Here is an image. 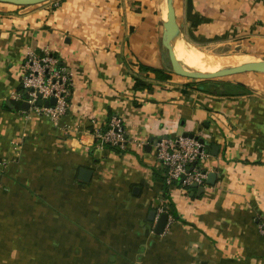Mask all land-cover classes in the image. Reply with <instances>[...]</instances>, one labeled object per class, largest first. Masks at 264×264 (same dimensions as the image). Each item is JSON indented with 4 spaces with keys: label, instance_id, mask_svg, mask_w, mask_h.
<instances>
[{
    "label": "crops",
    "instance_id": "0c3cea01",
    "mask_svg": "<svg viewBox=\"0 0 264 264\" xmlns=\"http://www.w3.org/2000/svg\"><path fill=\"white\" fill-rule=\"evenodd\" d=\"M162 7L0 2V264H264V89L174 74ZM175 7L187 41L264 59V0ZM31 48L56 56L72 76L58 124L18 99ZM143 65L171 78L157 80ZM138 78L152 86L137 89ZM113 116L126 127L121 152L91 134ZM185 132L210 146L201 168L217 177L190 190L167 185L164 197L155 143ZM161 208L170 218L159 234Z\"/></svg>",
    "mask_w": 264,
    "mask_h": 264
},
{
    "label": "built area",
    "instance_id": "2783aa9c",
    "mask_svg": "<svg viewBox=\"0 0 264 264\" xmlns=\"http://www.w3.org/2000/svg\"><path fill=\"white\" fill-rule=\"evenodd\" d=\"M21 84L22 94L18 95V99L29 102L30 109L45 115L53 124H58L66 115L73 80L67 67L56 56L31 48L26 56ZM30 88L34 91L27 90ZM27 95L31 99H27ZM40 98L44 102L56 98L57 102L46 107L38 104ZM91 134L95 144L121 150L125 149L128 141L125 123L118 116H113L104 128H95ZM84 137L82 135L81 140L84 141ZM155 151L156 159L164 168L165 183L169 187L179 185L190 190L195 184H206L208 173L201 168V162L207 150L199 139L183 135L162 137L156 141ZM165 212V208L160 209V213ZM261 230L264 234V223L261 224Z\"/></svg>",
    "mask_w": 264,
    "mask_h": 264
},
{
    "label": "water",
    "instance_id": "95a60500",
    "mask_svg": "<svg viewBox=\"0 0 264 264\" xmlns=\"http://www.w3.org/2000/svg\"><path fill=\"white\" fill-rule=\"evenodd\" d=\"M48 1L50 0H0V2L15 4L19 6H34ZM166 1L167 2L165 4V7L167 8V17L164 19L163 22V45L168 51L170 69L174 74L195 80H210V79L223 78V77H227L235 74L247 73V72L264 73V59L257 62L246 63L241 66L225 68L212 73L193 72V71H188L183 67H181L176 60V54L174 50L176 41L178 37L181 35V26L179 25L177 20L175 0H166ZM27 90L34 91L33 88ZM39 95L42 96L41 94ZM27 99H31V97L27 95ZM56 102H57L56 98H51L45 102L40 98L38 104L48 107L50 105H55ZM22 107L24 109H29L30 108L29 102H24ZM183 136L191 137V138L193 137L199 139V141L203 144L206 143L204 138L192 132H185ZM205 148L209 149L210 146L208 144H205ZM217 148L219 147L214 146V149ZM80 171H81L80 177L83 178L84 180H88L89 179L88 175L92 174L91 170L85 168L81 169ZM216 177L217 175L215 173H210L207 182L214 184ZM194 187H198V185L195 184ZM153 213L154 215H156L155 211ZM174 216L179 219L177 213H174ZM169 218H170V214L167 212L160 215V218L156 226V233L159 234L163 233L165 227L169 222Z\"/></svg>",
    "mask_w": 264,
    "mask_h": 264
},
{
    "label": "bare ground",
    "instance_id": "6f19581e",
    "mask_svg": "<svg viewBox=\"0 0 264 264\" xmlns=\"http://www.w3.org/2000/svg\"><path fill=\"white\" fill-rule=\"evenodd\" d=\"M166 2L167 1L165 0L163 1L162 7L164 11L162 13L165 18L167 17V8L165 7ZM188 41L180 35L174 48L177 62L181 67L188 71L212 73L225 68L241 66L250 62H257L256 57L253 55L208 52Z\"/></svg>",
    "mask_w": 264,
    "mask_h": 264
},
{
    "label": "trees",
    "instance_id": "16d2710c",
    "mask_svg": "<svg viewBox=\"0 0 264 264\" xmlns=\"http://www.w3.org/2000/svg\"><path fill=\"white\" fill-rule=\"evenodd\" d=\"M142 68L146 71H150V72H153L155 74V77L157 80H167L169 78H171V74L166 71V70H163V69H159V68H156V67H149V66H142ZM136 88L137 89H144V88H150L152 85L151 84H144L141 79H137L136 81ZM20 88L22 89V85L20 86ZM110 121V120H109ZM111 147V146H109ZM115 151L117 152H121L122 150L120 148H117V147H112ZM161 183L163 185V196L164 197H167L168 194H169V187L165 184V179H164V176L161 177ZM173 187H176V185H174ZM170 212H175L173 211V209L170 211ZM257 222L259 224H262L263 222L259 219H257Z\"/></svg>",
    "mask_w": 264,
    "mask_h": 264
},
{
    "label": "rangeland",
    "instance_id": "374dc122",
    "mask_svg": "<svg viewBox=\"0 0 264 264\" xmlns=\"http://www.w3.org/2000/svg\"><path fill=\"white\" fill-rule=\"evenodd\" d=\"M188 42L191 43V44H194V43H192L190 41H188ZM194 45L199 47V48H201V49H203V50H206L208 52L220 53L219 50H217L214 46H206V44L205 45L203 44V46L197 45V44H194ZM227 54H231V53H227ZM256 59H257V61L262 60L260 58L258 59L257 57H256ZM169 65H170V62H169ZM223 78L224 79H231V80L243 79V80H246V81L249 80V81H252V82L256 81L257 85H259L260 88L264 89V73L247 72V73L235 74V75H231V76H227V77H223Z\"/></svg>",
    "mask_w": 264,
    "mask_h": 264
},
{
    "label": "clouds",
    "instance_id": "9594fccd",
    "mask_svg": "<svg viewBox=\"0 0 264 264\" xmlns=\"http://www.w3.org/2000/svg\"><path fill=\"white\" fill-rule=\"evenodd\" d=\"M137 264H139V261L137 262Z\"/></svg>",
    "mask_w": 264,
    "mask_h": 264
}]
</instances>
